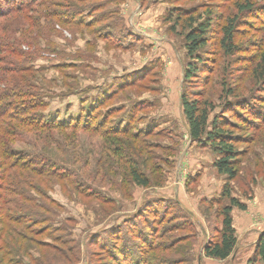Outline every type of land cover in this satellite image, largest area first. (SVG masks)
<instances>
[{
    "label": "rangeland",
    "instance_id": "rangeland-1",
    "mask_svg": "<svg viewBox=\"0 0 264 264\" xmlns=\"http://www.w3.org/2000/svg\"><path fill=\"white\" fill-rule=\"evenodd\" d=\"M72 1L55 9L70 13ZM236 1L74 2L79 8L98 5L95 12L83 13L85 22L105 13L104 20L90 29L54 24L52 29L41 30L39 36L33 35L36 38L30 41L31 46L20 42L16 50L28 53L31 65L39 69L26 76L29 86L40 92L46 104L40 110L45 118H77L81 107L92 108L107 98L90 110L92 127L111 129L121 123V127L129 124L132 133H151L140 138L145 141L143 146L141 140L122 137L110 143L119 150L117 170L107 161L112 155L101 154L95 132L77 133V160L72 166L71 159H64L65 166L91 180H86L83 189L53 182L47 191L59 205L52 223L61 228L49 235L66 241L65 246H56L70 256L66 261L56 258L53 264H135L133 254L139 256L138 264H264L257 256L258 240L264 235V87L251 77L264 25L254 18L258 11L240 14L235 39L239 52L225 57L219 43L221 27L226 18L236 14ZM252 2L257 7L264 4V0ZM192 21L206 24L207 32L203 47L196 57L189 58L184 36ZM5 25L15 28L13 20L5 21ZM12 33V39L23 40L19 29ZM24 59L10 57L8 61L23 63ZM189 63L198 71L184 81ZM226 88L244 102H237L232 95L226 97ZM182 91L190 100L201 95L211 110L210 119L224 117L234 124L225 131L242 140L236 145L240 153L235 179L217 173L213 167L217 155L210 147L190 140L180 105ZM246 106L249 113L243 110ZM227 108H233L242 120L226 113ZM102 121L104 127H100ZM139 147L144 153L138 156L135 151ZM14 148L32 152L23 142ZM104 159L106 167L101 171L99 162ZM128 167L148 177V187L132 183L124 175ZM227 182L231 196L246 208H232L236 246L227 259L216 260L205 257L203 249L219 237L218 212L229 204L222 198ZM117 231L127 258L115 247L116 253L112 251L110 242ZM43 239L55 244L50 238ZM116 255L124 261L118 263ZM23 261L29 264L28 259Z\"/></svg>",
    "mask_w": 264,
    "mask_h": 264
},
{
    "label": "trees",
    "instance_id": "trees-1",
    "mask_svg": "<svg viewBox=\"0 0 264 264\" xmlns=\"http://www.w3.org/2000/svg\"><path fill=\"white\" fill-rule=\"evenodd\" d=\"M69 1L71 0H0V64L3 63L0 66V264H26L23 261L25 259L29 260V264H45L46 260L49 261V264H53L56 262V258H63L65 261L70 258L69 254H65L56 246L57 243L65 246L67 242L61 241L60 237L49 235L51 232L60 231L61 228L55 227L52 223L53 217L56 215L55 210L59 208V205L48 196L47 191L53 182L58 181L67 182L69 185H78L81 187L80 189L86 187L85 182L90 176L87 178L84 174L79 176L75 173L76 171L65 166L67 160L64 159H71L72 166L77 160L74 149L77 133L95 132L101 154L112 155L111 159H107V161L111 162L110 166L115 170L120 162L119 150L111 144L119 140L120 137L137 142L141 140L142 136L148 138L151 135L149 132L142 136L139 133H132L129 124L121 127V123H118V127L111 129L92 127L93 123L88 117L90 110L102 105L107 98L92 108L81 107L80 116L66 121L47 119L41 113L40 110H43L46 104L40 92L31 88L28 84L30 80H27V76L38 73L39 69H35L31 65L33 60H30L28 53L23 54L16 48L18 49L20 42L31 46L30 41L35 39V36H39L41 30L52 29L54 24L82 25L84 28L90 29L94 24L104 20L105 13L93 17L92 22L84 21L83 13L85 11L95 12L98 5L93 4L87 8H79L74 2L79 3L87 0H73V5H68L71 7L70 13L57 12L56 9L61 7V3ZM235 10L236 14L226 18L221 27L219 43L225 57L239 52L235 46V39L239 32V23H241L238 19L240 14L258 11L254 18L262 20L264 25V4L257 7L252 0H239L235 2ZM8 20L15 22L14 29L4 26V22ZM42 20L46 26L43 25ZM190 23L184 40L187 55L189 58H193L205 43L204 36L207 26L204 23L195 25L193 21ZM18 29L19 32L21 31L24 41L12 39V31ZM102 35L106 39L107 34ZM33 46L36 47V45ZM10 57L25 59L23 63H19L8 61ZM200 61L199 58V65ZM253 65L251 77L255 83L264 87V36L261 39L260 50L254 57ZM197 69L196 65L187 64L184 81L193 77L197 73ZM16 73L20 74L14 76ZM223 92L226 97L232 95L234 100L241 102L242 97L236 96L237 93H234L231 88H226ZM200 97L202 96L198 95L197 98L190 100L183 91L180 96V105L187 122L190 140L210 147L217 155L213 162L217 173L226 176L228 180L235 179L238 174L240 153L236 145L242 140L225 131L226 127H232L234 124L228 122L224 117L210 119L211 110ZM242 101L244 102V100ZM243 110L249 113L250 108L246 106ZM225 112L242 120L240 116L236 115L233 108H227ZM83 117L84 121L81 119ZM100 127H104V121L101 122ZM17 142L29 144L32 147V152L27 154L17 151L14 148ZM140 144L143 146L145 141L141 140ZM135 152L139 156L144 153V149L139 147ZM105 164L106 159L100 160L99 170L104 171ZM124 169V175L135 185L148 187L150 184L149 178L139 172L137 168ZM99 170L98 172H101ZM126 170L127 172H125ZM92 179L95 180L93 177ZM87 191L90 190L87 188ZM222 198L227 199L229 204L223 206L218 212V216L221 218L219 237L205 245L203 249L205 257L216 260L227 259L236 246L237 240L230 216L232 208L239 210L246 208L244 204L231 196L228 182L222 190ZM161 220L162 218L158 221ZM43 237L50 238L55 244L44 241ZM113 237L116 238L110 242L113 245L111 246L113 247L112 251L115 252V247L118 249L119 255L127 258V255L123 256L127 250L123 249V242L119 240V231L114 232ZM140 239L144 241V238L140 237ZM68 250L70 252L71 248ZM121 256L116 255L115 257L119 261L118 263L124 261ZM257 256L261 261H264V235L258 240ZM138 257L133 254L135 264L140 262Z\"/></svg>",
    "mask_w": 264,
    "mask_h": 264
}]
</instances>
